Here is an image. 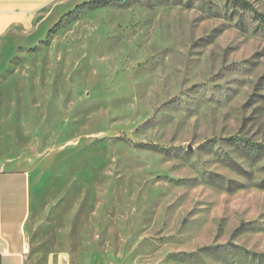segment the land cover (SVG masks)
<instances>
[{
	"label": "rangeland",
	"instance_id": "374dc122",
	"mask_svg": "<svg viewBox=\"0 0 264 264\" xmlns=\"http://www.w3.org/2000/svg\"><path fill=\"white\" fill-rule=\"evenodd\" d=\"M264 0H61L0 43V170L37 254L264 264Z\"/></svg>",
	"mask_w": 264,
	"mask_h": 264
},
{
	"label": "crops",
	"instance_id": "0c3cea01",
	"mask_svg": "<svg viewBox=\"0 0 264 264\" xmlns=\"http://www.w3.org/2000/svg\"><path fill=\"white\" fill-rule=\"evenodd\" d=\"M61 0H0V43L13 27L33 29L41 14ZM33 184L29 171L0 170V264H66L33 250Z\"/></svg>",
	"mask_w": 264,
	"mask_h": 264
},
{
	"label": "trees",
	"instance_id": "16d2710c",
	"mask_svg": "<svg viewBox=\"0 0 264 264\" xmlns=\"http://www.w3.org/2000/svg\"><path fill=\"white\" fill-rule=\"evenodd\" d=\"M262 17H264V15H261Z\"/></svg>",
	"mask_w": 264,
	"mask_h": 264
}]
</instances>
